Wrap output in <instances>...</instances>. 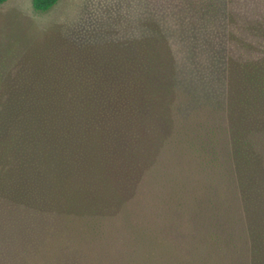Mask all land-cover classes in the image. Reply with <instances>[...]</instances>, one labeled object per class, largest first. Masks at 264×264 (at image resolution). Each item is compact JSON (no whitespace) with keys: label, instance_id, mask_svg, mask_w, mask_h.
<instances>
[{"label":"trees","instance_id":"16d2710c","mask_svg":"<svg viewBox=\"0 0 264 264\" xmlns=\"http://www.w3.org/2000/svg\"><path fill=\"white\" fill-rule=\"evenodd\" d=\"M58 2L32 5L47 13ZM229 10L232 53L242 56L230 59L227 77L228 149L247 261L264 264V155L258 146L264 135V0H232ZM106 14L112 23L121 16ZM125 19L124 33L141 30V37L102 39L96 26L81 22L76 36L32 66L0 110V264H75L64 247L53 251L43 242L47 228L67 218L104 228L135 199L170 146L177 98L172 50L149 12L138 23ZM193 229L181 236L188 255L206 261L222 245V261L232 257L229 239L219 245L215 234L204 238ZM104 248L94 256L105 263L96 257V264H118L126 256ZM138 254L131 264H140ZM157 256L142 254L141 264Z\"/></svg>","mask_w":264,"mask_h":264},{"label":"rangeland","instance_id":"374dc122","mask_svg":"<svg viewBox=\"0 0 264 264\" xmlns=\"http://www.w3.org/2000/svg\"><path fill=\"white\" fill-rule=\"evenodd\" d=\"M231 1L59 0L47 13L35 11L32 0L0 5V110L22 78L37 68L32 66L48 58L64 39L76 36L81 22L96 26L102 39L122 40L144 33H124L125 18L138 23L149 12L151 22L165 33L175 61L174 137L146 174L138 195L100 230L92 221H56L55 228L50 225L44 235L48 248L64 247L75 264H96L94 255L107 245L126 253L122 264H131L139 252L140 264L142 254H157L152 264H248L227 135L230 59L242 56L232 53L230 44ZM107 12L121 15L118 22L105 20ZM112 29L115 35H110ZM258 146L264 155V135ZM193 228L202 237L215 234L219 245L229 239L234 251L227 263L222 261L227 255L222 245L214 247L217 254L206 261L185 252L188 246L181 236ZM96 261L104 262L98 257Z\"/></svg>","mask_w":264,"mask_h":264}]
</instances>
